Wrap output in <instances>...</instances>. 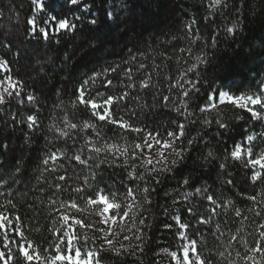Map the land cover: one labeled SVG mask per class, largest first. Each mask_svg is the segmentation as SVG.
<instances>
[{"label":"snow or ice","instance_id":"snow-or-ice-1","mask_svg":"<svg viewBox=\"0 0 264 264\" xmlns=\"http://www.w3.org/2000/svg\"><path fill=\"white\" fill-rule=\"evenodd\" d=\"M30 5L31 11L43 14V19L39 24L35 16L27 19L25 37L48 41L62 32L72 34L85 24L98 27L101 22L116 28L123 25L125 30L128 27L127 21L121 19L125 11H130L128 0H119V3L117 0H100L99 11L94 10L98 7L96 0H30ZM201 6L205 8V24L215 23L219 17L224 23L217 28V33L222 31L226 36L235 37L243 27L242 10L251 7V3L250 0H201ZM9 11V20L15 18L18 22L19 13L12 9ZM2 19L4 13L0 11ZM196 25L195 17L183 24L182 31L189 46L176 49L178 53H187L193 62L185 61L188 67L177 77H164L169 81V92L178 90L176 97L162 96L163 107L169 108L177 116L170 122L174 125L172 130L166 128L162 135L159 131L137 127L132 122L141 114L150 113L156 106L142 100L144 90L156 88L154 100L159 95L158 86L152 83V71H148V65L144 62L149 56L137 49V53L122 64L110 65L100 72L93 71L74 89L70 107L77 109L82 106L90 113L89 118L71 120L62 104L55 105L62 109L63 116L59 124L53 122L48 128L53 134L47 141L51 147L46 148L41 159L40 174L35 177L40 187L10 191L13 185L22 183L24 173L20 158L16 159L14 166L0 172V196L5 197V202L0 203V264H103L105 259L128 255L139 260L144 252V229L141 226L150 227L146 225L148 217L144 213L153 205L152 196L157 192L156 186L161 184L162 176L174 175L182 166L188 167L189 161L191 169L187 174L181 172L174 193H164L175 206L171 214L174 224L165 223L164 227L171 229L175 226L177 238L184 243L177 251L163 249L162 252L174 264H239L240 261L243 264H264V222L256 224L257 238L252 246H248L247 239L239 235L240 228L235 232L231 228L224 231L219 222L215 223L214 229L208 228L205 234V228L212 225L217 217H227L229 209L237 220L249 219L245 210L236 207L232 199L216 195L214 188L217 186L229 193L233 189H240V197L251 202L246 211L254 216L260 217L264 211V131L250 128V134L239 142L234 141L231 148L225 147L223 153L214 149L211 143V140L223 137L231 128V121L222 110L224 106L246 111L251 121L264 122V80L258 81L256 92L239 94L225 90L231 88L226 81L223 87L208 83L210 91L206 103L193 107V97L200 92V70L209 63L203 50L198 55L193 54L191 45L202 39ZM12 34V27L0 24V49H8V53L0 55V72L8 73L0 76V128L11 127L15 130L20 127L35 133L40 126L37 111H29L26 115L10 111L13 102L20 108L31 105L38 110L35 90L26 92L24 81L11 74L10 62L6 57L9 53L17 57L20 55L18 48L13 52L15 45ZM174 42H179L178 37L172 36L166 43L173 45ZM216 42L217 35H213V47ZM261 47L264 48V41H261ZM160 55L165 60L172 59L167 52ZM260 55H264V51ZM261 62L264 63V60ZM152 65L153 70L160 67L155 58ZM45 67V63H40L38 68L32 69L38 77L34 83H46L41 75ZM110 77L119 80L115 93L111 91L114 78ZM97 80H102L105 91L96 88L93 94ZM90 84L93 88L89 87ZM117 107H121L119 116L115 114ZM125 115L128 116L127 120ZM233 119L243 120V116L237 114ZM198 124L201 126L199 130L196 129ZM106 125L111 127L106 129ZM213 125L215 133L211 135L208 129ZM189 126L196 131L195 135L187 132ZM113 128L120 131H113L109 136L108 132ZM128 132L143 135L139 141L129 144L124 135ZM209 136L210 139H206ZM28 139V134H25V140ZM6 141L7 137L0 140V155L9 150ZM105 164L122 168L127 173L125 179L130 183L122 182L124 191L105 184L103 176L98 175L101 165ZM0 168H4L2 160ZM238 175L242 177V182L237 181ZM245 185L259 190L255 194H247ZM62 191L75 195L61 200L58 194ZM34 192L46 197V201L41 199L40 203H47L51 211L57 214L56 222L59 223L58 228L49 230L54 240L43 251L26 237L20 226V216L9 211L15 209L17 196ZM180 205H186L184 212L190 218L188 222L175 210ZM164 212L167 214L168 209L165 208ZM91 216L98 219L92 221L89 219ZM237 220L225 222L236 223ZM81 230H93L99 235L90 237L87 232L82 234ZM35 231L39 232L40 227L37 226ZM189 231L195 238H190ZM127 232H132V236L124 234ZM121 235L123 240L134 239L139 243L126 246L119 239ZM209 237L213 241L212 247L206 243ZM98 240L102 242L96 246ZM201 241H205L204 252L198 247ZM234 242L245 249L243 254L237 249L233 256ZM102 253L107 255L102 256Z\"/></svg>","mask_w":264,"mask_h":264},{"label":"trees","instance_id":"trees-1","mask_svg":"<svg viewBox=\"0 0 264 264\" xmlns=\"http://www.w3.org/2000/svg\"><path fill=\"white\" fill-rule=\"evenodd\" d=\"M250 3L251 7L242 10L241 22L243 27L240 34L235 37L226 36L222 31L217 33V28L224 23L219 17L216 18L215 23H204L205 8L201 6V0H128L130 11H125L121 17L127 21V30L123 25L116 28L104 22H101L98 27L85 24L78 28L75 33L62 32L58 36L51 37L48 41H43L35 37H25V30L28 27L25 21L35 16L39 24L42 18V13L35 14L31 11L30 0H0V11L4 13V19L0 20V24L13 28L12 40L15 45L13 52L17 48L20 49L19 57L10 53L6 57L10 62L11 74L24 81L26 92L35 90L38 105V110L31 105L20 108L13 102L10 111H19L25 115L29 111H37L40 125L35 133H30L27 128L17 127L15 130L11 127L0 128V140L7 137L6 142L9 144V150L0 155V160L4 165V168H0V172H3L5 168L14 166L16 159L20 158L24 173L21 178L22 183L13 185L10 191H15L17 188L27 191L33 186L40 187L35 177L40 174L41 159L46 148L51 147L47 141L53 137V134L48 131V128L53 122L59 124L63 116L62 109L56 108L55 105L62 104L71 120L82 121L89 118L90 113L82 106L77 109L70 107V101L74 99V89L83 79L92 75L93 71L100 72L110 65L122 64L131 55L136 54L137 49L149 56V59L144 62L148 65V71H152V83L158 86L159 95L154 100L153 93L157 89L144 90L142 100H146L149 105L155 104L156 106L151 109L150 113L141 114L138 119L134 118L132 122L137 127H143L147 131H159L162 135L166 128L172 130L174 125H171L170 122L177 119V116L169 108L163 107L162 96L176 97L178 90L173 89L169 92L167 88L169 81L165 80L164 77L165 75L177 77L180 72L188 67V63L193 62L187 53L176 51L178 48L189 46L182 31L183 24L189 18L195 17L196 26L199 28L202 38L195 45H191L193 54L198 55L203 50L209 60V63L200 70L202 76L200 92L193 97V107L196 104L203 105L206 103V96L210 91L207 87L208 83L219 84L223 87L226 81L231 85V88L225 90L234 94L256 92L259 86L258 81L264 80V63L261 62L264 60V55H260L264 51V48L261 47V41H264V7H262L264 0H250ZM96 4L98 7L94 10L99 11L100 0H96ZM9 9L19 13L18 22L15 18L9 20L11 16ZM213 35H217L215 47L211 44ZM172 36L178 37L179 42L168 45L166 42ZM164 52H167V55L171 56L172 59L165 60L160 55ZM5 53H8V49H0V55ZM153 58H155L156 64L160 66L157 70H153ZM40 63L46 64L43 72H41L46 83L37 84L34 81L38 77L32 69L38 68ZM118 83L119 80L114 78V85L111 89L113 93L118 91ZM89 87L93 88L91 84ZM96 88L102 92L105 91L102 80H97L93 94ZM222 110L229 117L231 128L223 137L211 140L214 149H217L219 153H223L225 147L231 148L234 141H241L245 135L249 134L250 128L255 130L258 128V122L251 121L246 111L234 110L231 107H223ZM115 114L117 116L121 114V107L116 108ZM237 114L243 116V120H234L233 117ZM125 119H128L127 115H125ZM110 127L105 126L106 129ZM200 127L199 124L196 125L197 130ZM113 131L119 132L120 130L113 128L112 131L108 132V135L112 136ZM208 131L214 135L215 125ZM187 132L191 135L196 134L192 126H189ZM25 134L29 136L28 141L25 140ZM124 135L127 142L131 144L134 141H139L143 133L138 135L128 132ZM206 139H210V136ZM117 142L123 143L119 140ZM60 144L62 145L63 141ZM195 154L197 153H190L189 155ZM190 169L191 163L189 161L188 167L182 166L174 175L162 176L161 184L156 186L157 192L152 196L153 205L144 213L148 217L146 225H150V227L141 226L144 229V252L140 254L141 258L138 260L136 257L128 255L105 259L103 264H174L170 257L162 252L163 249L176 251L179 248L176 227L173 226L171 229L164 227L165 223L174 224L171 220V214L175 207L172 205L170 197H166L164 193H174L181 179V172L187 174ZM98 175L103 176L105 184L121 192L124 191L122 182L130 183L125 179L127 173L124 169L109 167L107 164L101 165ZM196 175L199 179V173ZM237 181L242 182V177L238 175ZM199 182L203 183L202 180ZM258 190L247 185L244 189L247 194H255ZM214 191L218 197L232 199L236 207L245 210L249 219L247 221L237 220L233 211L229 209L227 217L221 215L216 218L212 225L205 228V234L207 235L208 228L214 229L215 223L219 222L224 231L231 228L235 232L237 228H240L239 235L247 239L248 246H252L257 238L256 224L264 222V211L260 217L247 212L246 209L251 202L240 197V189H233L229 193L217 186ZM58 195L61 200H67L75 194L62 191ZM41 199L46 201V197L39 192L27 196H17L15 209H9V211L20 216L22 221L20 226L25 231L26 237L34 241L39 246V250L43 251L54 240L49 230L58 228L59 223L56 222L57 214L51 211L47 203L41 204ZM3 202H5V197L0 196V203ZM30 204L33 207H29ZM185 207L186 205H180L175 210L185 222H188L190 218L184 212ZM165 208L168 209L167 214L164 212ZM73 214L80 215L78 213ZM89 219L94 221L90 217ZM226 220H237V222L226 223ZM37 226L40 227L39 232L35 231ZM84 232H87L90 237L94 235L93 230H81L82 234ZM124 234L129 235V237L132 236V232ZM189 236L195 238L192 237L191 231H189ZM119 239L126 246L129 244L134 246L139 243L134 239L123 240V235ZM224 242L226 243V240ZM206 243L209 247L213 246L211 237L207 239ZM89 244L91 246V241ZM204 244L205 241L198 244L202 252L205 251ZM98 245L99 240L96 242V246ZM13 248H15L14 245ZM237 249L242 254L245 251L240 243L234 242L233 256H235ZM103 255L107 254L102 253ZM239 264H243V262L240 261Z\"/></svg>","mask_w":264,"mask_h":264},{"label":"rangeland","instance_id":"rangeland-1","mask_svg":"<svg viewBox=\"0 0 264 264\" xmlns=\"http://www.w3.org/2000/svg\"><path fill=\"white\" fill-rule=\"evenodd\" d=\"M35 14H37L36 12H35ZM42 16V18L41 19H43V14L41 15ZM8 73L7 72H0V76H2V75H7ZM224 107H230V106H224ZM256 131H264V122H258V128H257V130ZM250 134V133H249ZM91 219H93L94 221L95 220H97L98 218L97 217H95V216H91L90 217ZM99 227H106V226H104V225H99ZM94 235H99L98 233H93ZM102 241H99V244L101 243ZM182 243H184L183 241H180V240H178V246H179V248H180V246H181V244ZM99 246V245H98ZM178 248V249H179ZM0 249H2V247H0ZM177 251V250H176Z\"/></svg>","mask_w":264,"mask_h":264}]
</instances>
